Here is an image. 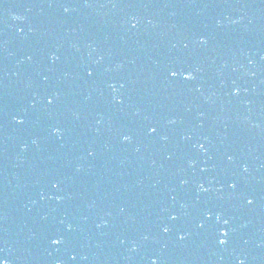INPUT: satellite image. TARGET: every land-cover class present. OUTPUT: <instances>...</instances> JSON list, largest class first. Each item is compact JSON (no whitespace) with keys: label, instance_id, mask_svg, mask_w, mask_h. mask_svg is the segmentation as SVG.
I'll return each instance as SVG.
<instances>
[{"label":"water","instance_id":"1","mask_svg":"<svg viewBox=\"0 0 264 264\" xmlns=\"http://www.w3.org/2000/svg\"><path fill=\"white\" fill-rule=\"evenodd\" d=\"M0 258L264 264V0H0Z\"/></svg>","mask_w":264,"mask_h":264},{"label":"snow or ice","instance_id":"2","mask_svg":"<svg viewBox=\"0 0 264 264\" xmlns=\"http://www.w3.org/2000/svg\"><path fill=\"white\" fill-rule=\"evenodd\" d=\"M170 74H171V76H173V77H175V76L178 75L177 71H175V70H170ZM184 75H185V78H186V79H191V78H193V73L190 72V71L185 72ZM237 91H238V90H237ZM51 99H52V98L50 97V98H49V103H51ZM55 131H56L57 133H59V132H60V129H56ZM150 131H151V132H155L156 129L153 127V128H150ZM125 139H126V140L129 139V137H128V136H125ZM201 147H203V145H201ZM231 159H232V157H229V160H231ZM54 186H55V185H54ZM231 186H232V187H235L236 185H235V184H232ZM201 190H202V191H207V189L203 188V186H201ZM248 203H252V201L249 200ZM206 214H207L209 217H211L213 213L211 212V210H208ZM173 219H175V217H173ZM217 219H219V217H217ZM223 224H224V225H227V224H228V221H227V220H224V221H223ZM201 226H203V225H201ZM164 231H165V232H168L169 229H168V228H165ZM219 231H220V233H221V235H222V238L219 240V243H220V244H225V243H227V229H226V228H220ZM181 238H183V236H181ZM62 240H63L62 237H61V238H56V239H53V240H52V243L58 245V244L62 243ZM73 259H75V257H73ZM0 264H9V261H8L7 259L0 258ZM239 264H244V261H243V260H240V261H239Z\"/></svg>","mask_w":264,"mask_h":264}]
</instances>
